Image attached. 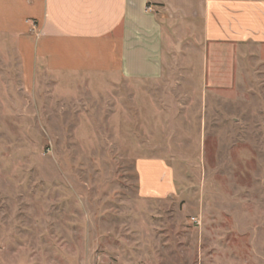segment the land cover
I'll return each instance as SVG.
<instances>
[{"label":"rangeland","instance_id":"rangeland-1","mask_svg":"<svg viewBox=\"0 0 264 264\" xmlns=\"http://www.w3.org/2000/svg\"><path fill=\"white\" fill-rule=\"evenodd\" d=\"M185 25L157 79L27 78L0 36V264H264L262 47Z\"/></svg>","mask_w":264,"mask_h":264},{"label":"crops","instance_id":"crops-1","mask_svg":"<svg viewBox=\"0 0 264 264\" xmlns=\"http://www.w3.org/2000/svg\"><path fill=\"white\" fill-rule=\"evenodd\" d=\"M171 20L200 26L187 40L244 42L264 56V0H0V36L15 39L27 78L42 70L157 79Z\"/></svg>","mask_w":264,"mask_h":264},{"label":"built area","instance_id":"built-area-1","mask_svg":"<svg viewBox=\"0 0 264 264\" xmlns=\"http://www.w3.org/2000/svg\"><path fill=\"white\" fill-rule=\"evenodd\" d=\"M146 9H147L148 11H151V7H150L149 5L146 7Z\"/></svg>","mask_w":264,"mask_h":264}]
</instances>
